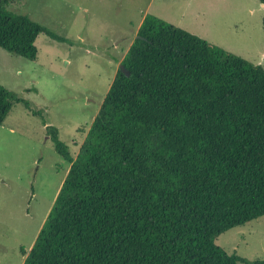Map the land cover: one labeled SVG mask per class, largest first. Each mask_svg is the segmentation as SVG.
<instances>
[{"label":"trees","instance_id":"trees-1","mask_svg":"<svg viewBox=\"0 0 264 264\" xmlns=\"http://www.w3.org/2000/svg\"><path fill=\"white\" fill-rule=\"evenodd\" d=\"M7 2L1 49L64 41ZM120 65L75 159L46 127L70 166L22 264H251L215 241L264 216V67L153 15ZM19 102L0 85V126Z\"/></svg>","mask_w":264,"mask_h":264},{"label":"rangeland","instance_id":"rangeland-1","mask_svg":"<svg viewBox=\"0 0 264 264\" xmlns=\"http://www.w3.org/2000/svg\"><path fill=\"white\" fill-rule=\"evenodd\" d=\"M217 1L8 0L6 11L64 41L40 34L34 61L0 48V85L31 107L13 104L0 126V264L23 263L21 249L32 248L68 172L46 127L57 129L75 159L144 16L264 67L259 0ZM215 243L251 264L264 262V216Z\"/></svg>","mask_w":264,"mask_h":264},{"label":"water","instance_id":"water-1","mask_svg":"<svg viewBox=\"0 0 264 264\" xmlns=\"http://www.w3.org/2000/svg\"><path fill=\"white\" fill-rule=\"evenodd\" d=\"M119 70L122 71V72H124L125 75L128 76V72L124 69L123 65H120V66H119Z\"/></svg>","mask_w":264,"mask_h":264},{"label":"crops","instance_id":"crops-1","mask_svg":"<svg viewBox=\"0 0 264 264\" xmlns=\"http://www.w3.org/2000/svg\"><path fill=\"white\" fill-rule=\"evenodd\" d=\"M220 5H222V3H226V4H228V1L227 0H225V1H222V0H219V1H217ZM261 4V3H260ZM261 6H262V8H264V4H261Z\"/></svg>","mask_w":264,"mask_h":264}]
</instances>
